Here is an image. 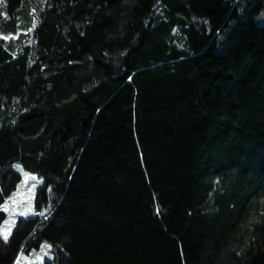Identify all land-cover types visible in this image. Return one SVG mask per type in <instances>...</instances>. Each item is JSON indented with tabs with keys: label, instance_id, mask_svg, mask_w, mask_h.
Returning a JSON list of instances; mask_svg holds the SVG:
<instances>
[{
	"label": "trees",
	"instance_id": "trees-1",
	"mask_svg": "<svg viewBox=\"0 0 264 264\" xmlns=\"http://www.w3.org/2000/svg\"><path fill=\"white\" fill-rule=\"evenodd\" d=\"M28 1L30 40L0 39V225L14 165L41 183L0 264H264V0Z\"/></svg>",
	"mask_w": 264,
	"mask_h": 264
},
{
	"label": "rangeland",
	"instance_id": "rangeland-1",
	"mask_svg": "<svg viewBox=\"0 0 264 264\" xmlns=\"http://www.w3.org/2000/svg\"><path fill=\"white\" fill-rule=\"evenodd\" d=\"M2 4H4V0ZM25 4L18 14L11 18L6 14L4 7H1L0 39L5 36L10 37L7 40L11 41L14 46L29 41L34 28L33 25L36 26L38 23L39 7L33 1L27 0ZM260 22L264 23V19H261ZM14 167L21 174L22 180L2 206L4 211L7 208V211H5L7 217L0 225V233H10L18 218H29L34 215V194L41 183V180L35 174L26 172L20 165L15 164ZM33 177L35 179H32ZM21 212H25L26 215L21 216ZM0 236L2 237V235ZM47 246H49L47 243H42L38 249L30 251L29 254H21L15 264H43L45 260H49L52 256L51 249H48ZM45 251H47V255H44Z\"/></svg>",
	"mask_w": 264,
	"mask_h": 264
},
{
	"label": "snow or ice",
	"instance_id": "snow-or-ice-1",
	"mask_svg": "<svg viewBox=\"0 0 264 264\" xmlns=\"http://www.w3.org/2000/svg\"><path fill=\"white\" fill-rule=\"evenodd\" d=\"M2 2H3V0H0V3H2ZM33 27H35V25H33ZM9 38L10 37H7V36L3 37V39H5V40H7ZM32 179H35V177H33ZM5 211H7V208H5ZM40 214L43 215V213H40ZM20 215L21 216H25L26 213L25 212H21ZM0 235H2L3 240L6 242L8 240V238H9L10 233L9 232H2V233H0ZM50 247H51L50 245L47 246L48 249H50ZM47 254H48L47 251H45L44 255H47Z\"/></svg>",
	"mask_w": 264,
	"mask_h": 264
}]
</instances>
